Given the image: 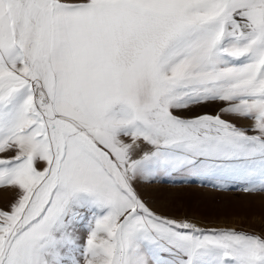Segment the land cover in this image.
Instances as JSON below:
<instances>
[{"label":"snow or ice","instance_id":"1","mask_svg":"<svg viewBox=\"0 0 264 264\" xmlns=\"http://www.w3.org/2000/svg\"><path fill=\"white\" fill-rule=\"evenodd\" d=\"M177 173L264 191V0H0V264H264Z\"/></svg>","mask_w":264,"mask_h":264},{"label":"rangeland","instance_id":"2","mask_svg":"<svg viewBox=\"0 0 264 264\" xmlns=\"http://www.w3.org/2000/svg\"><path fill=\"white\" fill-rule=\"evenodd\" d=\"M140 192L154 210L201 227L264 231V191L244 193L239 185L220 191L202 185L199 177L177 173L141 185Z\"/></svg>","mask_w":264,"mask_h":264},{"label":"crops","instance_id":"3","mask_svg":"<svg viewBox=\"0 0 264 264\" xmlns=\"http://www.w3.org/2000/svg\"><path fill=\"white\" fill-rule=\"evenodd\" d=\"M181 174H182L183 176H186V175H187L188 177L190 176V175H188L187 173H181ZM174 175H175V174H174Z\"/></svg>","mask_w":264,"mask_h":264}]
</instances>
